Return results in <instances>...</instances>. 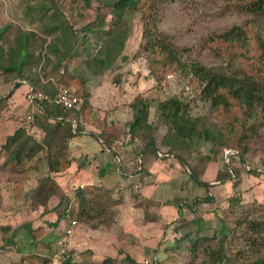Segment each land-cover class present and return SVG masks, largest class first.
<instances>
[{"label": "trees", "instance_id": "1", "mask_svg": "<svg viewBox=\"0 0 264 264\" xmlns=\"http://www.w3.org/2000/svg\"><path fill=\"white\" fill-rule=\"evenodd\" d=\"M92 1L84 0L85 7H91ZM96 1L109 9L112 17L109 22L98 14L97 26L90 24L85 28V35L100 40L102 53L107 54L106 59L99 60L101 64L110 60L114 69L119 62L127 63L135 59V57L131 59V54L126 53L125 48L133 34L135 21L138 20L142 29L139 48L147 53L149 59V79L159 83L170 75H180L190 80L191 84L200 88L202 100L211 104L212 113L218 122L209 123L204 117H193L190 112V102L180 94L163 101L150 99L141 93L128 104L132 117L126 122L122 142L116 149L106 134L107 129L115 125V122L109 118V114L101 122L94 120L92 111L96 106L92 104L91 92H86L82 96L74 93L79 103L70 110L48 101H38L31 107L32 109L26 111L27 123H23V126L9 136L2 146L0 159L4 156L5 161L0 164V171L23 167L26 162H30L40 154L44 155L43 159L49 174L68 171L76 161L71 157V143L80 134L86 132L88 125L99 131L96 139L103 141L109 148V151L105 148L101 151V156L106 157V162L118 163V159L123 161L122 155H135L137 160L141 155L143 159L157 157L164 160L168 156L181 164L183 174L188 175L196 186L203 187L207 191L210 189L209 184L204 183L202 178L207 169L215 163L212 161V156L206 153L197 157L203 164L198 161L199 163L192 165L190 163L192 157L189 153L193 145L205 142L211 144V151L218 148L235 150L238 155L230 157V161L236 157L242 164L248 163L246 156L251 150L252 142L260 138L264 140V38L263 30L258 31L256 19L264 17V0L228 1L225 5L226 10L251 14L256 18L246 21L242 26H235L223 34L213 35L204 43L207 45L206 49H211L214 56L222 59L230 70L234 68L230 73L207 67L199 59L193 58L192 48L178 46L160 30L162 0ZM52 9L54 12H51ZM36 10L41 13L39 20L41 33L53 37L48 46V55L45 56L43 53L36 55L34 45L38 37L37 32L20 30L8 48L5 49L0 45V73L12 77L14 81L27 82L34 90L41 91L39 87L43 86V91L51 95L57 93L61 86H71L76 82L84 86L82 78L78 79L63 72L61 67L62 62L72 52L79 47L81 49L82 45L89 44V38L81 40L82 43L79 45L78 32L56 4L52 6L42 4ZM4 37L5 30H1L0 39ZM43 42L44 46L46 41ZM83 51L87 52L85 48ZM119 77L121 76L114 77L116 85L122 83ZM44 80L46 83L43 82ZM21 86L22 83L16 84L10 98ZM5 100L6 98H0V103ZM153 108L155 119L151 121ZM110 111L108 110L107 113H111ZM72 120L76 122L77 128H74ZM161 126H166L168 130L159 140L158 133ZM34 129L42 133L39 141L32 133ZM144 170L145 167L142 165L140 173ZM121 171L124 172L123 166ZM100 172L103 175L106 173L103 169ZM251 175L260 177L262 173L253 170ZM233 176L229 167L224 164L217 172L216 182L226 185ZM112 199L113 190L105 186H79L73 189L64 215L77 223H89L93 219L114 214L109 204ZM200 201L219 202L213 195H208L204 199L197 197L195 204ZM227 202V207L215 212L216 226L208 223L204 216H197L193 220L181 223H177V220L173 224L172 238L164 242L166 245L164 253L167 258L152 264H183L180 258L187 252L193 260H196L201 252L204 253L208 256L206 264H229L232 261L229 252H234L237 258L240 254L234 245L239 239L237 234L241 229L250 234L248 244L253 249L254 256L259 255L249 264H264V254L259 253L264 249V216L262 220L253 218L250 211L244 210L239 198L231 197ZM181 203H183L182 207L190 208L193 213L196 212V205H191L188 198ZM181 206L179 216L184 217ZM62 218L63 214L59 212V220ZM50 225L57 227L58 223ZM207 229L222 233V238L218 240L216 235L208 236L204 233ZM36 231L33 230L32 233ZM163 244L159 243V246ZM3 249L4 246L0 245V252ZM124 256L122 262H126L125 264H137L128 254ZM24 260L34 259L24 257ZM102 263L116 264V260L108 257ZM14 264H23V262Z\"/></svg>", "mask_w": 264, "mask_h": 264}, {"label": "rangeland", "instance_id": "2", "mask_svg": "<svg viewBox=\"0 0 264 264\" xmlns=\"http://www.w3.org/2000/svg\"><path fill=\"white\" fill-rule=\"evenodd\" d=\"M228 1L230 0H162L160 30L173 39L178 46L192 48L193 58L199 59L207 67L218 68L230 73L234 68L230 70V67L222 59L220 60L214 56L211 49H206L207 45L204 43L213 35L223 34L231 28L242 26L246 21L256 17L251 14L226 10L225 5ZM42 4L47 6L56 4L59 7L78 32L79 45L82 43L81 40L86 37L89 38V44L82 45L81 49L79 47L78 50L72 52L62 62L61 68L63 72L65 71L78 77V79L82 78L84 80V86H80L76 82L71 86L65 85L63 88L80 96L86 92H91L92 104L97 105L93 107L92 111L94 120L97 119L101 122L109 114V118L116 123L115 119H112L111 113H107V111L111 110L110 112H112L117 106L123 111L118 114L119 119L121 121L130 120L132 114L130 109H127L126 104L142 93L150 99L163 101L175 94H180L190 102V112L193 117H204L209 123L218 122L212 113L211 104L202 100L200 88L191 84L190 80L180 75H170L160 80L159 83L154 79H149V59L147 53L139 48L142 29L138 20L135 21L133 34L128 39L125 48V52L131 54V59L133 57L135 59L127 63L119 62L114 69L111 67L112 62L110 60L105 64H101L99 60L106 59L107 54L102 53L100 40L91 35H85V28L90 24L97 26L98 14H101L109 22L112 17L109 9L101 6L96 0L92 1L91 7H85L84 0H0V31L5 30V37L0 39L2 47L8 48V45L13 42L20 30L32 31L38 33L34 45L36 55L41 53L45 56L48 55V46H50L53 37H49L46 33L40 31L41 13L36 9ZM51 12H54V9ZM256 19L258 20V31L263 30L264 38V17ZM106 28H108V25ZM43 40L46 41L44 46ZM84 48L87 52L83 51ZM117 76H121L119 78L122 83L119 85H116L114 80V77L117 78ZM17 81L0 73V98H6L5 101L0 103V111L8 106L7 99L14 91L15 87L13 85ZM25 110H19L18 113L21 118H25ZM154 112L155 109L153 108L151 121L155 119ZM167 130L166 126H161L158 133L159 140L163 138ZM93 132L99 131L88 125L85 133V137L88 138L81 139L82 144H74L71 151L72 158L90 157L98 154L96 158L92 157V160L97 161V163H101L100 160L106 158L101 156V147L95 151L99 153H94L91 143L99 145L103 143L96 139L94 134L98 133L92 134ZM121 135H123L122 130L119 129H114L111 133V136L117 139ZM122 139L120 138L118 141L116 149L120 147ZM80 146L86 151H81ZM250 148L251 150L246 156L248 163L244 164L239 162L236 157L233 158V161H230V157L238 155L235 154L237 153L235 150L218 148V150L211 151V144L205 142L195 144L190 148L191 152L189 154L192 157L190 163L192 165L198 161L202 163L201 160L197 159L199 155L202 156L207 153L213 158L212 161L215 165L210 166L202 178L204 183L209 184L210 189L208 191L203 187L196 186L188 175H184L181 164L174 158L167 156L165 163L158 162V167H154L152 164L148 165L150 159L146 158L145 167L148 172L150 171V175H143L141 179L126 180L118 178L116 182L113 181L114 201L111 200L109 204L110 206L114 205V207H111L116 209L114 214L84 223L87 226L93 225L96 229H93L89 236L85 234L76 235L74 240H71V237L77 226L80 225V231H86L80 223H77V225L70 224L67 230L72 229L71 235H64L56 230L51 232L50 229L43 230L39 228L33 236L34 241L31 239L33 241L31 242L30 238L21 234V228L19 227L23 226L29 218L35 216L34 211L31 214L26 212L30 210L29 206L26 207V205L31 204L27 200L26 194L31 192L32 187V182H27L26 179L33 175L36 183L40 184L43 178H47V175H49L43 154L30 162H26L23 167L0 171V245L4 246L3 251L0 252V264H14L19 260H22L23 264H66V262H70V264H103L101 261L92 260L93 255H97V257L110 255L116 260V264H125L126 262H122L125 256L119 253L120 249L125 251L126 254H130L137 264H152L157 260L167 258L164 253L166 246L164 242L172 238L175 220H178L177 223H181L193 220L197 216H204L208 223H213L216 226L217 214L215 212L227 207V201L231 197L241 199L244 210L250 211L251 216L256 220H262L264 216L263 138L253 141ZM85 152L87 155H84ZM229 152H233V154L227 158ZM122 158L126 163L134 164L128 167L126 172L137 169L138 160L135 155H122ZM103 162L105 163L101 165L105 167L111 163ZM3 163L4 161L1 160V164ZM97 163H94L91 167L97 166ZM224 164L230 170H233L234 176L226 185H221L216 182V176L218 170ZM253 170L262 173V175L260 177L251 175ZM98 171L99 168L95 173H98ZM131 176H135V174ZM97 182L103 183V179H97ZM91 183H94V181L92 180ZM77 186L73 185L71 192ZM208 195L215 196L219 202L200 201L195 204L197 197L204 199ZM186 198L189 199L191 205H196L195 213L190 208L182 207L183 203L181 201ZM180 206L184 217L179 216ZM252 217H249V219H252ZM72 221L74 220H71V223ZM73 226L75 227L73 228ZM204 233L210 237L216 235L218 240L222 238V233H215L214 229H207ZM51 234L54 235V238L59 234L62 236L56 240L51 238L53 237L50 236ZM237 236L239 239L234 248L240 254L237 258L234 252H229L232 259L229 264H249L259 255L254 256V251L248 244L250 239L248 232L241 229ZM14 237H17L15 246L10 242ZM51 239L55 241H51ZM91 239L92 242H90ZM159 243L164 244L159 246ZM214 243L216 242L212 244ZM20 250L23 253L34 254L38 257L33 262L30 260L24 262L25 260L22 257L19 259ZM259 253L260 255L264 254V249L260 250ZM181 258L180 261L183 264H206L208 256L201 252L199 257L193 260V257L187 252ZM48 260L52 262L50 263Z\"/></svg>", "mask_w": 264, "mask_h": 264}, {"label": "crops", "instance_id": "3", "mask_svg": "<svg viewBox=\"0 0 264 264\" xmlns=\"http://www.w3.org/2000/svg\"><path fill=\"white\" fill-rule=\"evenodd\" d=\"M43 82L46 83L45 80ZM29 86H30V84H27L26 82L22 83V86L15 91L12 98L7 100L8 106L4 107V109H2V111H0V151H1L2 146L5 144L6 139L9 136L13 135L21 126H23L20 124L21 121H19L21 118V116H19V113H18L19 110L22 111L23 109H26L25 111H28L29 109H31L30 105L28 104V102L26 100V95L28 94ZM39 88L42 90L44 89L43 86H40ZM61 88H63V86H61ZM131 102L132 101H130L126 104L127 109H129L128 104ZM94 106H97V105H94ZM120 106H122V105H120ZM118 107L119 106H117V108L113 109V111L111 112V117H112V119H115L116 123H115V125L109 127L107 129V132H106L108 139L110 140L111 144L114 147L117 146V143L120 140V138H123L124 132L126 130V122H127V120L121 121L119 119L118 114L122 113L123 111H121V108L120 107L118 108ZM113 116H114V118H113ZM114 129L122 130L123 135H121V137L119 139L111 136V133ZM92 131H94V130H92ZM32 133L35 135V138L39 141L41 136H42L41 131L34 129V131ZM85 133L86 132L82 133V135L84 134L83 136L80 134V136H78L77 138H75L72 141L71 151L73 149L74 144H78V143L82 144L81 139L88 138V137H85L86 136ZM94 133H97V132H93L92 134H94ZM94 135L97 137V134H94ZM100 142L103 144L99 145L97 143L96 144L91 143L92 149L94 150V153H99V152H95L99 149V147H101V149H100L101 151H102L103 147L107 151H109L108 146L103 141H100ZM80 149H81V151H86V150H83L81 146H80ZM84 155H87L86 152L84 153ZM97 155L90 156L91 158L88 156H82V158L73 157V158H75L76 161L73 162L71 168L68 171H66L64 173H58V174H49V175H47V178H43V180L41 181L40 184L36 183V179L33 175H30V177H28L26 179L27 182H32L31 192L26 194L27 200H29V202L31 203L30 205H26V207L29 206V209H30L26 212H28L27 214H31V212L34 211L33 213L35 216H32L31 218H29L28 221L25 220L26 222L23 224V226L19 227V228H21V234H24L27 238H30V240L32 239L33 241H34L33 236L35 235L36 232L32 233V231L37 230L39 228H41L43 230L50 229L51 232H52V230H54V231L56 230L58 232L60 231V233L62 232V234L65 235L66 230L70 227L71 220L69 218H67V216L65 217L64 214H65V211L68 207L69 199L72 196L71 189H72L73 185H78L77 187H79V186L80 187L105 186L106 188L112 189L113 192L115 193V189L112 186L114 185L113 183L118 180V178L131 180V179H137V178L141 179L143 177V175L144 176L150 175V171L148 172L147 168L145 167V159L146 158L150 159L148 165L152 164V166H154V167H158V164H159L158 162L165 163L164 159L161 160V159H158L157 157H145V159H143V155H141L137 161V164H138L137 168L138 169L134 170L132 172H126L128 167H131L132 165H134L133 163L130 164L128 162L129 163L128 164L124 160L122 161V159H118V163L111 162V163L107 164V166L105 167L104 165H101V164L105 163L103 161H106V158L100 160L101 163H97V161L92 160V157L96 158ZM151 159H152V161H151ZM1 160L5 161V157L3 156L0 159V164H1ZM82 160H83V162H81ZM79 162H81L82 165ZM94 163H97V166L92 168L91 166H93ZM122 163H123V165H122ZM80 165L83 167H81ZM142 165H144L145 170H144V172L140 173V169L142 168ZM122 166L124 168V172L121 171ZM113 167L115 168V170ZM98 168H99L98 173H95L98 170ZM102 169L106 171L105 175L101 174L100 171ZM134 174H135V176H131ZM179 177H180V175H179ZM97 179H103V183H98ZM92 180L96 184L91 183ZM104 184H106V185H104ZM77 187H75V188H77ZM131 190H133V189H131ZM112 200L114 201V198ZM111 207H114V205L112 204ZM113 210H116V209H113ZM59 212H61V214H63V218L61 220H59ZM177 213H178V211H177ZM176 221L177 220H175V222ZM56 222L58 223L57 227H52L50 225V224H54ZM80 224H82L81 227H83V228L85 227L84 229H86V231L85 230L83 232L80 231V229H79L80 225L77 226V228L74 231L73 236L71 237L72 239L70 238L71 240H74L76 235L85 234V235L89 236L92 233L91 231H93V229H96V227H94L93 225L87 226L84 223H80ZM52 234L50 236H53L51 238H54V235H52ZM61 236L62 235L59 234L54 239L57 240V239L61 238ZM16 238L17 237H14V239L11 240L12 241L11 243L13 246L16 245V241H17ZM32 240H31V242H33ZM51 241H55V240L51 239ZM90 242H92V239L90 240ZM119 253L120 254H122V253L126 254L125 251H123L122 249L119 250ZM128 255L131 256L130 254H128ZM21 257L23 260H24V257H26V258L30 257V258H33L35 260V259H37L38 256L34 255V254L23 253L20 250L19 259H21ZM108 257L113 258L110 255H108L106 257H100V256L97 257V255H93L92 260L93 259L95 261L98 260V261H101V263H102L105 260V258H108ZM30 261H32V260H30ZM48 261L50 263L52 262L51 260H48ZM20 262H22V260H19V262H16V263H20ZM24 262H26V260Z\"/></svg>", "mask_w": 264, "mask_h": 264}, {"label": "built area", "instance_id": "4", "mask_svg": "<svg viewBox=\"0 0 264 264\" xmlns=\"http://www.w3.org/2000/svg\"><path fill=\"white\" fill-rule=\"evenodd\" d=\"M26 100L30 106L37 104L38 101H48L51 104L62 106L63 108L69 110L75 108L79 103V99L68 89L61 88L57 93L51 95L44 91L34 90L31 86H29ZM20 121L21 125L26 122L25 118H21ZM71 224L77 225V222L72 221ZM74 227L75 226H73V228ZM71 233L72 229L67 230L68 235H71Z\"/></svg>", "mask_w": 264, "mask_h": 264}, {"label": "water", "instance_id": "5", "mask_svg": "<svg viewBox=\"0 0 264 264\" xmlns=\"http://www.w3.org/2000/svg\"><path fill=\"white\" fill-rule=\"evenodd\" d=\"M17 83H24V82H22V81H17V82H15V84L13 85V87H15ZM10 93H11V92H10ZM72 122L74 123V128H77L76 122H75L74 120H72ZM231 154H233V152H229V153L227 154V158H228ZM235 154H238V153H235ZM231 172H233L232 169H231Z\"/></svg>", "mask_w": 264, "mask_h": 264}]
</instances>
